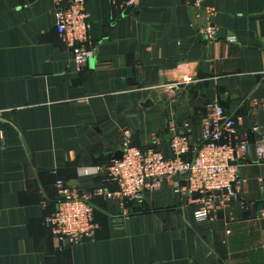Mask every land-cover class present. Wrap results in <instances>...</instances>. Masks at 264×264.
I'll return each instance as SVG.
<instances>
[{"label":"crops","instance_id":"0c3cea01","mask_svg":"<svg viewBox=\"0 0 264 264\" xmlns=\"http://www.w3.org/2000/svg\"><path fill=\"white\" fill-rule=\"evenodd\" d=\"M86 3L94 56L78 72L53 0H0V264H264V0ZM210 104L247 144L237 194L212 221L194 220L178 178L141 205L96 195L117 189L107 169L123 131L168 159L174 137L199 143ZM58 181L90 197L94 241L67 245L45 225Z\"/></svg>","mask_w":264,"mask_h":264},{"label":"built area","instance_id":"2783aa9c","mask_svg":"<svg viewBox=\"0 0 264 264\" xmlns=\"http://www.w3.org/2000/svg\"><path fill=\"white\" fill-rule=\"evenodd\" d=\"M54 28L69 49L78 72L94 56L89 36V14L86 0H53ZM122 12L136 9L140 0H111ZM215 28L200 31L202 38H212ZM230 41H234L233 39ZM192 78L183 75L180 83L190 84ZM207 118L197 145L188 135L174 137L169 143L171 158L158 152H142L131 143V133L123 131L122 156L107 169V182L116 186L113 192L103 188L96 195L118 202L141 205L148 192L159 191L164 182L174 178L173 192L190 198L193 217L198 223L212 221L214 214L226 208L237 194V164L243 159L247 144L237 132L238 120L217 104L207 106ZM188 129L189 126L186 124ZM193 154V158L188 156ZM258 160L264 161V141L255 145ZM58 200L55 213L45 219V225L62 243L77 245L96 239L99 226L89 196H79L62 181L56 183Z\"/></svg>","mask_w":264,"mask_h":264},{"label":"water","instance_id":"95a60500","mask_svg":"<svg viewBox=\"0 0 264 264\" xmlns=\"http://www.w3.org/2000/svg\"><path fill=\"white\" fill-rule=\"evenodd\" d=\"M121 156H122V152L120 151V152L117 153V156H116L115 160H120Z\"/></svg>","mask_w":264,"mask_h":264}]
</instances>
